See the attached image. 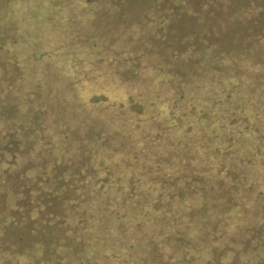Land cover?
<instances>
[{"label":"rangeland","instance_id":"obj_1","mask_svg":"<svg viewBox=\"0 0 264 264\" xmlns=\"http://www.w3.org/2000/svg\"><path fill=\"white\" fill-rule=\"evenodd\" d=\"M136 1L0 0V248L10 263L73 264L82 253L78 260L94 257L89 264H164L186 244L184 224L172 228L168 217L199 197L190 225L204 213L238 216L248 232L246 251L226 261L212 245L210 264H264V196L249 200L264 190V135H255L264 130V34L254 35L264 2L232 0L252 11L242 18L215 0L187 13L171 0ZM169 11L179 14L171 22ZM222 73L231 84L219 86ZM217 97L223 129L243 131L235 142L250 140V153L214 150L233 138L211 143L201 132L198 116L210 119ZM251 113L261 115L256 124ZM227 160L247 170L222 169ZM225 172L231 180L222 182ZM225 193L238 203H221ZM77 228H89L90 244L71 240ZM141 231L149 252L131 247ZM117 235L123 249L110 255Z\"/></svg>","mask_w":264,"mask_h":264},{"label":"trees","instance_id":"obj_2","mask_svg":"<svg viewBox=\"0 0 264 264\" xmlns=\"http://www.w3.org/2000/svg\"><path fill=\"white\" fill-rule=\"evenodd\" d=\"M147 1H152L155 5H158V6H160L163 3H165V0H137L136 3H147ZM203 1H206L207 3H210V4L213 3L212 2L213 0H209V1L208 0H171L170 2H168L169 4H167V5H170V6L174 5L175 9H172V10H175V11H180L181 10V13H184V12L187 13L190 10H192V11L201 10L203 8V5H204ZM215 1H216L217 4H220V5L221 4H225V7L226 8L228 7V9L229 8H238L239 10L244 11V13H243L244 15L242 16V18H246V16H248V13L252 12V11L249 12L248 9H245L243 7H236L235 6L236 3H234L232 0H223V2H222V0H215ZM262 1L264 2V0H262ZM258 2H261V0H259ZM253 3H255V2H253ZM257 7H258V9H257V11H255L256 12L255 18L257 19V21L260 20V21L264 22V6L263 7L260 6L261 8L259 6H257ZM23 10H22L23 13L25 11H27V10L30 12V8H28L27 10H25V9H23ZM168 14H167V17L169 18V22H171V19L173 20V19L177 18V15H179L176 12H174L172 14L170 11L168 12ZM263 25L264 24H262L261 27H258V29H256L255 34H254L255 36L259 35L260 33L264 34V26ZM214 27H218V26L215 25ZM195 33L197 34V32H195ZM208 51H210L212 53L211 50H208ZM223 62L227 63V65H231L232 66V67H229V68H236V67L239 66L238 64L240 63V61H238V60L232 62L231 59H229V61L227 59H224ZM217 79L219 81L222 80L221 85H219V86H222V85H225V84H228V83L231 84L230 79L228 77V74L225 75V73H222V75H220V77L217 78ZM202 95L205 96V94H202ZM218 97H222V96L218 95ZM218 97H217V102L219 104H217V106L220 107V104L222 105V103H221L222 100L220 98H218ZM92 104L93 105H96V104L98 105V101L95 100V101H93ZM175 106H178V103H176ZM178 107H180V106H178ZM222 109H223V107L222 108L220 107L216 111V113H214L211 116V118L209 117L210 119H207L204 116L201 117V115L198 116V121L197 122L200 121L201 124H202V125H200L202 127V128L200 127L201 128V132H204L205 136L207 134L210 135V137H208V138H209L211 143H215L213 137H215L216 142H218L217 141L218 139L221 140L222 138L224 140H227L228 138H233V142H230L229 144H227V148L225 146V148L222 149V147H219L217 145V143L212 145L211 147L214 148V150H215V148L218 147L217 148L218 150L219 149L224 150V151L226 150L229 154H232V155H234L235 153L237 155L240 152L246 153L247 151L250 153L251 150H254V148L252 147V144H251L252 142H250V140H249L248 144H246V142H245L244 145H239V147L237 146V144L235 142V137L240 136V134L243 135V133H244L243 131L241 133V130H239V131L235 132L236 134H234L233 133L234 132L233 129L230 130V131L223 129V127L221 125L223 120H224V114H223V110ZM180 113H182V112L180 111ZM250 116H251V120H252L250 122L253 123V124H256L258 122L257 118H261V115L259 113H254V114L251 113ZM180 119L182 121L184 120V121L188 122L190 119H192V115H191V113L184 111L183 114L180 116ZM192 122H196V121L193 120ZM204 126H205V128H204ZM226 129H227V127H226ZM226 131H228L229 133L227 134ZM255 135H258L259 137L261 135V137H262L264 135V130L263 131L260 130V134H258L256 132ZM259 139L260 138H258V140ZM247 141H248V139H247ZM258 149H260L262 151L264 149V147L260 144V148H258ZM255 154H257V153H255ZM251 158H252V155L248 157V159H251ZM246 162H248V161H246ZM223 164H225V165L222 166L221 168L222 169H227L228 171L231 168H234V167L236 168L237 166H239V169L247 170L245 167H242V166H245V165H242V162H240V161H236V162L232 161V162H230L229 160H227ZM247 166L250 167V164L247 165ZM253 166H254V164H253ZM259 168H260V170L264 171V167L263 166H261ZM255 169L256 168H253V169H250V171H248V173L250 175H251V173H254L253 175H251L252 176V180H253V178H255L253 176L257 175L256 171H258V170L257 169L255 170ZM34 171H33V173H34ZM47 178H48V175H47ZM217 178L220 181H222V182H226V181H230L231 180L230 175L227 174V172L222 173L221 176H219ZM259 179H260L259 181H264V178H262V177H259ZM52 181H55V179H53ZM262 188H264V185H262ZM240 190L237 189V190H235L236 192L233 191L234 195L235 196H239L238 193H239ZM242 194H243V192L241 191L240 192V196H242ZM263 194H264V190L262 189V191H260L259 194L252 195V197H250L249 200H252V201H254L256 199L260 200V198L262 196H264ZM219 195L220 194H217V197ZM232 196L233 195H231V193L230 194L229 193H225V196L223 194V197H224L223 199L224 200L223 201L221 200V203L222 202L224 203V202L227 201L229 203V206L231 204L238 203V201H237L238 198L237 197H232ZM246 200H247V198L244 201H246ZM215 201H213V203ZM200 202H201V199L199 197L198 198L196 197V199L194 200V203L192 205L194 209H192L189 212L187 210L186 211L178 210V213H171L170 216L168 217V219H170L169 221H172L173 224H174L172 228L179 227L178 224L180 222H181V225L184 224V226L186 228L184 226H182V229L179 230V232L181 231L182 234H180V235H183V238H184L183 241L186 244L184 245V247L179 248L176 251V254L173 255V257H174L173 260L171 259V260L167 261L164 264H178V263L179 264H210V263H212L211 262L212 260L210 259V257L214 256V254H212V253L214 252L213 249L215 247H218V248H216L218 250H220V249L223 250V252L225 253L224 256L226 258V261L233 260V258L236 257L240 253V251H243V250L246 251L245 246L241 243L242 242L241 236L244 235L245 233H248V232H245L247 230V227H246V225H244V223H240V221L238 222V218H239L238 216H232L231 219L227 217V218H225V219H227V221H225L223 215L222 216L220 215L216 219H213L212 217H210L209 215H207V214H205L203 212L204 213L203 214L204 217L201 218L200 221H197L198 223L196 225L193 226V225L189 224V222H191L190 220L193 217H197L198 216L199 209H201V207H199ZM221 205L222 204H220L219 202L216 201L215 204H213L212 209H214L215 211H221V209H220ZM210 210L211 209L208 210V214H209ZM228 213H230V212H228ZM191 215H193V216H191ZM219 219L220 220H224L223 221V223H225V224H223L224 228H219L218 227V225H219L218 222L220 221ZM193 220H195V219H193ZM98 221H99L98 218H94L92 221L90 220L89 223L91 224L92 222H94L95 225L93 223L92 224L95 227L98 224ZM211 222H216V225H214V226L210 225ZM211 229H213V230L216 229V230L212 231ZM90 230L94 231L93 233H97L98 232V231H96L95 228L94 229L90 228ZM83 231H85V232H83ZM106 231H109V229H107ZM106 231L104 232V234H102V233L98 234L97 233L98 236H99L98 239H101L102 236H104V235L113 236L112 233H109L110 231L108 233H106ZM72 232H73V238H71V240L72 239L74 241L80 240L79 238L84 236L85 242L87 244L88 243L90 244L91 238H90L89 228H86V229L83 228L82 230L81 229H78V230H74L73 229ZM86 232H88V233H86ZM213 234H215V235H213ZM114 235H115V233H114ZM145 235L146 234L143 231H141L139 233L137 232L136 233V239L134 241H131V247H136V245L138 244L140 246L139 247L140 250L143 251V253L145 251L146 252L151 251L150 250V247H151L150 242L147 240L148 238L145 239V237H146ZM175 235L179 236L178 233H175ZM235 237H236V239H234ZM111 241L112 242H111V244L109 246H111L110 248H112L114 251H113V254H110V255H114L115 250L117 251V250H120V249L122 250L123 249L122 248L123 244L122 245H116L115 244V242L119 241V235H117L115 240H111ZM228 244H230V245H228ZM212 245H214L213 249L211 247ZM242 247L244 249H242ZM167 248H168V250H175L174 247H173V243H168L167 244ZM155 249L157 250V246H155ZM182 249H184V250L182 251ZM62 250H67V248L66 247L62 248ZM90 253L91 252H89V254ZM180 253H182V254H180ZM81 254H78V256L80 257ZM245 254H247V253L245 252ZM247 255L250 256L249 253ZM13 258L14 257L11 256L8 252H6V250L2 249V247L0 248V264H35L31 260H29L28 257L26 258V260H23V259L19 258L16 261V263L15 262L14 263H10V260L13 259ZM78 258L73 262V264H89V263H92V261L90 262L88 260L94 259V257H91L90 255L88 257V254H87V256L84 259H79L78 260ZM37 264H39V263H37ZM47 264H53V262H48Z\"/></svg>","mask_w":264,"mask_h":264}]
</instances>
